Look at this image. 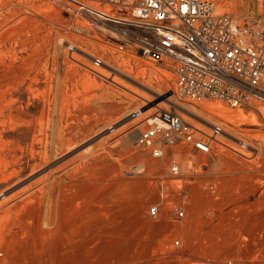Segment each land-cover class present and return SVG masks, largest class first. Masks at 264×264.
I'll list each match as a JSON object with an SVG mask.
<instances>
[{
	"label": "rangeland",
	"instance_id": "rangeland-1",
	"mask_svg": "<svg viewBox=\"0 0 264 264\" xmlns=\"http://www.w3.org/2000/svg\"><path fill=\"white\" fill-rule=\"evenodd\" d=\"M213 1L218 13L233 17L257 9V0ZM46 2L0 0V30L8 34V45H0V70L18 74L12 107L31 123H8L6 111L0 119L2 140H17L22 148L12 166L21 168L16 176L3 180L11 167L0 164V264H264L263 100L230 106L218 99L178 98L170 63L115 50L119 38L99 35L98 24L90 36L85 29L92 25L81 12ZM87 3L109 13L107 6ZM92 56L100 66L91 63ZM212 102L243 118L253 116L255 123L218 116L203 106ZM159 108L203 132L212 125L224 132L209 153L178 143L153 157L135 138ZM38 123L63 144L51 146L49 159L31 172L28 145ZM171 164L178 166L176 174ZM38 177L42 183L29 190L44 185L40 212L18 207L11 195ZM51 179L57 182L55 194L62 189V198L73 200L68 210L57 202L51 212L47 208ZM151 207L155 216L148 213ZM89 214V224L102 221L108 227L95 243L77 236Z\"/></svg>",
	"mask_w": 264,
	"mask_h": 264
},
{
	"label": "built area",
	"instance_id": "built-area-1",
	"mask_svg": "<svg viewBox=\"0 0 264 264\" xmlns=\"http://www.w3.org/2000/svg\"><path fill=\"white\" fill-rule=\"evenodd\" d=\"M81 12L94 33H111L119 38L115 50L144 60L172 65L174 93L183 100L218 99L230 106L242 105L251 98L264 102V0H257L256 13L233 17L215 11L213 0H62ZM102 4L108 12L91 4ZM111 8V9H110ZM126 14H111L114 9ZM80 28L74 32L80 33ZM92 38V37H90ZM70 47H74L71 45ZM91 63L101 60L92 56ZM135 145L161 157L166 147L188 144L209 153L223 129L212 125L203 132L183 121L173 110L159 108L144 120ZM241 148L245 144L238 140ZM179 168L171 164L170 172ZM151 207L149 215L155 216ZM176 210L175 216L182 217Z\"/></svg>",
	"mask_w": 264,
	"mask_h": 264
},
{
	"label": "bare ground",
	"instance_id": "bare-ground-1",
	"mask_svg": "<svg viewBox=\"0 0 264 264\" xmlns=\"http://www.w3.org/2000/svg\"><path fill=\"white\" fill-rule=\"evenodd\" d=\"M60 3V4H63L64 6H67L68 8L72 9L71 6L65 2H63L62 0H47L46 4L49 6V4L51 5L52 3ZM31 7V6H30ZM216 11V9H215ZM103 12H107V11H103ZM242 16H246V15H242ZM86 30V29H85ZM7 32L5 31H1L0 30V45L1 46H4V44L6 42H8V39H7ZM11 35V34H10ZM9 35V36H10ZM10 40V38H9ZM12 40V39H11ZM12 42V41H11ZM7 44V43H6ZM8 45V44H7ZM6 45V46H7ZM11 46V44H9ZM14 45V44H13ZM9 47V46H8ZM13 47V46H12ZM7 48V47H6ZM10 48V47H9ZM8 50V49H7ZM7 52V51H6ZM3 53V52H2ZM1 54V52H0ZM6 54V53H5ZM5 57V55H4ZM2 61V60H0ZM3 63V62H2ZM0 63V64H2ZM6 64V63H4ZM8 65V63H7ZM5 65V66H7ZM3 66V65H2ZM4 66V67H5ZM10 66V65H9ZM8 66V67H9ZM1 68V67H0ZM3 68V67H2ZM5 69V68H4ZM9 69V68H8ZM8 69H5V70H8ZM4 70V71H5ZM11 70V69H10ZM9 70V71H10ZM2 71V70H0ZM12 73V72H11ZM8 73H5V72H1L0 73V119L4 113V111H6L7 113V120H8V123H11L13 121H19V122H22L26 125H30L31 123L27 120H24L23 118H20L17 116V112L16 110L12 107V104L14 102V100L11 98V92L15 90V85L17 84V81H18V74L17 73H13V75H6ZM203 106L211 111V112H214L215 114H217L218 116H223L225 118H239L240 122L241 123H244V122H248L250 124L248 125H251L255 123V119L254 117H250L249 119H246V118H243L241 116V113L239 111H230L228 109H226L225 107L221 106L220 103H217V102H212V103H204ZM261 110V108H260ZM262 111V110H261ZM260 111V112H261ZM245 124V123H244ZM0 125H1V121H0ZM250 129H253V128H250ZM34 131L36 132V134H34ZM47 131H48V127L45 126L44 128H42L41 124L38 123V128L35 129L33 127V131H32V136L30 138V141H29V145H28V159L32 160L33 162L31 163V168H30V171H34V169L36 167H39L41 165V163H44L46 162L48 159H49V154H48V149L55 145V146H60L63 144V140L57 138L56 140H53V130H50V137H48V134H47ZM64 144L65 145H68L69 142H68V139H64ZM6 151V153L4 152V150ZM67 149V148H66ZM21 155H22V148L19 144V142L16 140L14 141L13 143H9V142H4L2 140V137L0 135V164H2L4 167L8 165V167H11L10 168V171L4 175L3 177V180H6L7 178H9L10 176H16L20 171H21V168L20 166L18 165L17 166V170L14 169L12 166L15 165L19 159L21 158ZM35 159H37V161H35ZM61 166V165H60ZM60 166L56 167V168H59ZM50 177V176H49ZM43 179L41 177H38V178H34L32 181H30L26 186H23L21 188H19L18 190H15V192H13V194L11 195V198H18V202L19 204H17L18 207H27L31 212L33 211H37V212H40L38 211L39 208H41V205L43 204L42 203V197H43V193L44 192V185L43 186H38V188L35 190V191H31L29 190L33 185H40L42 183ZM48 184L50 185V190L51 192H49L50 194V198L47 202L48 206L47 208L50 210L51 212V209H52V205L54 202H57L59 203V208L60 210H68V208L73 204V200L72 199H64L62 198V195H61V191L62 189L59 190L58 194H55V188H56V185H57V182L56 180L54 179H51ZM46 196V195H45ZM48 197V195H47ZM45 198V197H44ZM46 199V198H45ZM44 199V200H45ZM13 200V199H12ZM45 202V201H44ZM12 203V202H11ZM15 204V205H16ZM11 205V204H10ZM37 206V207H35ZM16 208V206H13ZM12 207V208H13ZM17 207V208H18ZM21 208V210H23ZM44 208V206H43ZM14 209V208H13ZM20 209V208H19ZM25 209V208H24ZM46 209V208H45ZM156 209V207H155ZM44 210V209H43ZM150 210V208H149ZM149 210H148V213H149ZM26 211V210H24ZM28 211V210H27ZM157 211V210H156ZM14 212V211H13ZM29 212V211H28ZM55 212V211H54ZM24 213V212H23ZM43 213V212H42ZM30 216L32 215L31 213H29ZM46 214V213H45ZM99 213L96 211V215H98ZM156 214V213H155ZM41 215V213L39 214ZM91 214H89V216L87 217H83V218H86L84 219V222L83 220H81L84 228H82V233L81 234H78V240H84V241H89V242H96V241H99L100 238H104L106 235H105V229H107V225L103 224L102 221H95L94 223H90L89 224V219L92 218V215H95L94 212H92V215L90 216ZM24 216V215H23ZM33 216V215H32ZM43 216V215H42ZM45 216V215H44ZM151 216V215H150ZM220 216V215H219ZM36 217V216H35ZM39 217V216H38ZM37 217V219H38ZM183 217V215H182ZM217 217V216H216ZM28 218V216H27ZM44 220H45V217H43ZM23 219V217H22ZM42 219V218H41ZM55 219V218H54ZM218 219V218H217ZM30 220V219H28ZM27 220V221H28ZM32 220H34L32 218ZM43 220V219H42ZM43 220V221H44ZM89 220V221H88ZM216 220V219H215ZM26 221V220H25ZM26 221V222H27ZM29 222H32V221H28ZM38 222V221H37ZM45 222V221H44ZM28 223H24V224H28ZM40 223V222H39ZM43 223V222H42ZM54 223V222H53ZM80 223V222H79ZM218 223V222H217ZM30 224V223H29ZM35 224V223H34ZM45 224V223H44ZM20 225V224H19ZM25 225V226H26ZM78 225V224H77ZM21 226V225H20ZM24 226V227H25ZM29 225L26 226V230H27V227ZM91 226V227H89ZM110 226V225H109ZM216 225H212V229L215 228ZM22 227V226H21ZM23 227V229H24ZM45 227V226H42V228ZM47 227V226H46ZM107 227V228H106ZM29 228V227H28ZM20 229L19 228V231L20 232ZM30 229V228H29ZM39 229V228H38ZM71 228H69L68 230V233L71 234L73 233V231L71 230ZM23 231V230H22ZM49 231V230H48ZM47 231V232H48ZM26 232V231H25ZM31 232V231H30ZM46 232V235H49L48 233ZM79 232V231H78ZM21 233V232H20ZM33 233V232H32ZM36 233V232H35ZM38 233V232H37ZM36 233V235H37ZM41 233H43V231H41ZM44 234V233H43ZM32 235V234H31ZM45 235V236H46ZM13 236V235H12ZM11 236V237H12ZM17 236V234H16ZM38 236V235H37ZM66 236V235H65ZM15 238V235L13 236ZM18 237V236H17ZM16 237V238H17ZM19 237H20V234H19ZM26 237V236H25ZM40 238V236H39ZM48 238V237H47ZM11 239V238H10ZM33 240V239H32ZM34 241L35 240V237H34ZM41 241V240H40ZM39 242V241H38ZM94 242V243H95ZM32 243V242H31ZM35 243V242H33ZM39 244V243H38ZM37 244V245H38ZM42 246V245H41ZM92 245H90L91 247ZM94 248V247H93Z\"/></svg>",
	"mask_w": 264,
	"mask_h": 264
}]
</instances>
